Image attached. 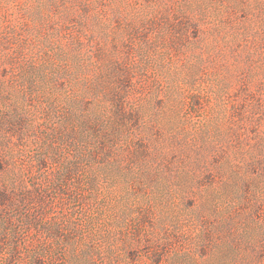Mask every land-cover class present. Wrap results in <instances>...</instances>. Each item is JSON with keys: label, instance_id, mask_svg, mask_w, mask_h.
I'll return each mask as SVG.
<instances>
[{"label": "rangeland", "instance_id": "1", "mask_svg": "<svg viewBox=\"0 0 264 264\" xmlns=\"http://www.w3.org/2000/svg\"><path fill=\"white\" fill-rule=\"evenodd\" d=\"M36 261L264 264V0H0V264Z\"/></svg>", "mask_w": 264, "mask_h": 264}, {"label": "trees", "instance_id": "2", "mask_svg": "<svg viewBox=\"0 0 264 264\" xmlns=\"http://www.w3.org/2000/svg\"><path fill=\"white\" fill-rule=\"evenodd\" d=\"M2 198H5V197H2ZM31 201H28V203H35V200H33V199H30ZM29 218L28 219H31L32 221H35V219H36V217H38L37 215H34V214H32V215H30V216H28ZM11 247H12V249L14 250V251H16L17 250V239L16 238H14V241L11 243ZM37 263V261L36 262H33V264H36Z\"/></svg>", "mask_w": 264, "mask_h": 264}]
</instances>
